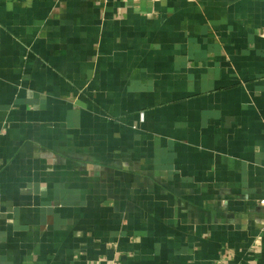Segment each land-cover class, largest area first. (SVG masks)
I'll return each instance as SVG.
<instances>
[{
    "label": "crops",
    "instance_id": "obj_1",
    "mask_svg": "<svg viewBox=\"0 0 264 264\" xmlns=\"http://www.w3.org/2000/svg\"><path fill=\"white\" fill-rule=\"evenodd\" d=\"M264 0H0V264H264Z\"/></svg>",
    "mask_w": 264,
    "mask_h": 264
},
{
    "label": "built area",
    "instance_id": "obj_2",
    "mask_svg": "<svg viewBox=\"0 0 264 264\" xmlns=\"http://www.w3.org/2000/svg\"><path fill=\"white\" fill-rule=\"evenodd\" d=\"M260 205L264 206V198L260 200Z\"/></svg>",
    "mask_w": 264,
    "mask_h": 264
}]
</instances>
